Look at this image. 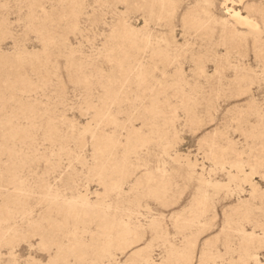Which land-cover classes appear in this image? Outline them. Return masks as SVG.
<instances>
[{
    "label": "rangeland",
    "instance_id": "obj_1",
    "mask_svg": "<svg viewBox=\"0 0 264 264\" xmlns=\"http://www.w3.org/2000/svg\"><path fill=\"white\" fill-rule=\"evenodd\" d=\"M0 264H264V0H0Z\"/></svg>",
    "mask_w": 264,
    "mask_h": 264
}]
</instances>
